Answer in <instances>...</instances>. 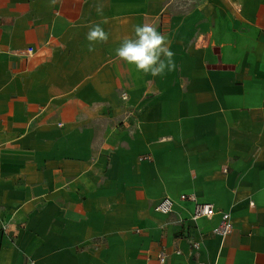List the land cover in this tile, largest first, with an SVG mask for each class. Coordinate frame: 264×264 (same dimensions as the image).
<instances>
[{"label":"crops","instance_id":"crops-1","mask_svg":"<svg viewBox=\"0 0 264 264\" xmlns=\"http://www.w3.org/2000/svg\"><path fill=\"white\" fill-rule=\"evenodd\" d=\"M145 22L175 53L162 77L115 58ZM93 23L110 36L89 52ZM181 194L228 212L230 231H213L219 213L190 219ZM165 195L169 214L153 209ZM161 251L264 264V0H0V264Z\"/></svg>","mask_w":264,"mask_h":264},{"label":"clouds","instance_id":"clouds-1","mask_svg":"<svg viewBox=\"0 0 264 264\" xmlns=\"http://www.w3.org/2000/svg\"><path fill=\"white\" fill-rule=\"evenodd\" d=\"M58 0H50L55 5ZM98 15H103V5H96ZM104 18L101 23H107ZM86 40L89 42L88 51H95L96 44L107 43L110 33L101 24L87 25ZM115 58L131 65L137 72L152 77L164 76L176 69L175 53L170 48L168 37L158 30L153 23L133 25L132 34L125 35L118 47L114 49Z\"/></svg>","mask_w":264,"mask_h":264},{"label":"built area","instance_id":"built-area-1","mask_svg":"<svg viewBox=\"0 0 264 264\" xmlns=\"http://www.w3.org/2000/svg\"><path fill=\"white\" fill-rule=\"evenodd\" d=\"M27 53L32 52V47L26 48ZM180 199L182 200H190L193 202V208L190 212V219L196 220L199 218H209L212 215L219 213L220 214V222L218 226H216L213 231L222 235H225L228 233L231 229L232 223L230 220V215L228 212L221 211V210H216L214 206L210 203L207 202H199L195 195L193 194H181L179 196ZM252 204V203H251ZM153 209L161 214H169L173 212L174 210V200L170 196H163L160 198L157 203L154 205ZM177 220L181 222L183 220L182 217H178ZM2 229L5 227L2 226ZM198 245L196 242L192 243V247L196 248ZM165 253L164 252H159L158 253V262L159 264H165Z\"/></svg>","mask_w":264,"mask_h":264}]
</instances>
